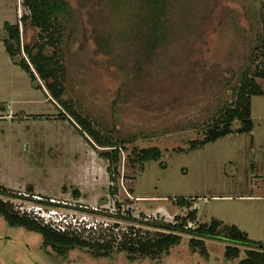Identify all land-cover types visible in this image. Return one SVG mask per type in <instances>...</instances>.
I'll list each match as a JSON object with an SVG mask.
<instances>
[{
  "label": "rangeland",
  "instance_id": "rangeland-1",
  "mask_svg": "<svg viewBox=\"0 0 264 264\" xmlns=\"http://www.w3.org/2000/svg\"><path fill=\"white\" fill-rule=\"evenodd\" d=\"M66 1L65 100L124 150L116 180L99 155L110 148L84 137L70 117L63 119L44 83L38 78L37 88L5 51V23L19 24L23 46H33L40 31L20 22L28 13L22 0H0V188L26 196L0 199L30 211L42 206L68 223L108 228L105 239L117 243L104 257L76 248L63 259L42 250L39 234L0 218V264H240L244 253L226 258L227 247L235 245L204 240L203 253L190 247L187 234L155 259L132 258L120 250L119 235L134 228L154 237L163 230L153 224H173L188 214L175 202L186 198L198 212L193 227L219 220L264 243V95L252 98L251 133L189 149L234 100L242 77L259 65L260 52H254L264 0H166L168 40L141 74L128 64L139 54L136 33L146 0ZM149 148H159L161 158L143 167L129 163L134 150Z\"/></svg>",
  "mask_w": 264,
  "mask_h": 264
},
{
  "label": "trees",
  "instance_id": "trees-1",
  "mask_svg": "<svg viewBox=\"0 0 264 264\" xmlns=\"http://www.w3.org/2000/svg\"><path fill=\"white\" fill-rule=\"evenodd\" d=\"M165 1H144L142 28L136 33V49L139 54L133 62L128 64L131 70L138 69L139 74L159 57L168 40V28L164 19ZM22 5L28 13L22 16L20 22L23 25L30 22L33 28L39 30L38 40L33 46H23L19 24L13 25L7 22L3 30L5 51L12 61L30 76L37 88H42L38 78L44 83L48 97H51L52 101L61 108L63 119L69 120L70 117L78 125L79 132L84 137L90 138L99 147L110 148V150L101 151L99 155L109 162L108 173L111 181L114 182L124 150L114 146L113 142L104 137L87 117L80 114L65 100L66 67L62 47L66 35V21L71 16L69 4L66 0H22ZM261 19L263 32L259 46L254 52L255 54L260 52V55L256 56L259 59V65L255 66L252 74L246 73L242 77L240 84L235 88L234 100L223 110L221 117L206 132L202 141L191 142L190 150L214 143L234 133L248 134L253 131L252 98L264 95V88L260 84V81H264V6ZM50 50H53V53ZM237 125L239 127L235 129ZM161 156L162 152L159 148L134 150V158H130L129 163H138L143 167L145 163L157 161ZM0 195L16 197L14 191L7 188H0ZM175 202L178 207L189 211L185 217L176 218V224H153V227L163 230V232H157L154 237H141L134 228L129 229V232H123L119 235L120 250L128 252L132 258L141 256L155 259L178 246L183 240L181 235L187 234L193 237L189 245L195 251L200 250L205 253L204 240L226 242L229 245H235L227 247V260H237L244 253L245 258L240 264H264V243L252 241L236 226H225L219 220L188 228L189 223L197 225L198 212L196 208L192 210L194 200L179 198ZM0 218L11 227L23 228L41 235L45 246L58 248L61 253L78 247L87 248L92 250L95 256L104 257L114 250L117 243L115 237L105 239L109 229H103V227H99L96 231L84 227L81 233L53 232L50 227H43L41 222L31 216L18 213L13 204L3 199H0ZM90 234L94 236L90 237ZM85 235L89 236L84 238ZM240 247L247 250L242 252Z\"/></svg>",
  "mask_w": 264,
  "mask_h": 264
},
{
  "label": "built area",
  "instance_id": "built-area-1",
  "mask_svg": "<svg viewBox=\"0 0 264 264\" xmlns=\"http://www.w3.org/2000/svg\"><path fill=\"white\" fill-rule=\"evenodd\" d=\"M19 195V196H17ZM15 196L17 197H12L14 198V200H23L22 195L25 196L24 194H17ZM26 197V196H25ZM10 198V199H12ZM28 198V196H27ZM9 199V200H10ZM8 201V200H7ZM5 201V202H7ZM11 204H13V206L15 207V209L19 212H21V214H27L29 216H31L32 218H34L36 221H39L41 223H43L44 225L58 231L61 233H67V232H76V233H81L83 228H87L88 230H98L99 226L90 223H77V222H70L68 223L66 220L61 219L60 217L57 216V213L53 210H50L48 212H46L44 210V207L42 206H38V210L33 211V210H28V208L22 206V205H18V204H14L13 202H10ZM51 203H56L54 200H51ZM51 206V205H50ZM173 224H176V221L173 222ZM188 228H193L192 223H189ZM186 227V228H187Z\"/></svg>",
  "mask_w": 264,
  "mask_h": 264
},
{
  "label": "flooded vegetation",
  "instance_id": "flooded-vegetation-1",
  "mask_svg": "<svg viewBox=\"0 0 264 264\" xmlns=\"http://www.w3.org/2000/svg\"><path fill=\"white\" fill-rule=\"evenodd\" d=\"M14 209H15V207H14ZM15 211H17V210L15 209ZM17 212L21 214V212H19V211H17ZM41 225H42L43 227L46 226V225H44L43 223H41ZM14 228H15V227H14ZM19 229H23V228H19ZM23 230H25V229H23ZM51 230H52L53 232H56V233H59V234H64V233L58 232V231H56V230H54V229H52V228H51ZM26 231H27V230H26ZM28 232H31V231H28ZM33 233H35V232H33ZM40 236H41V235H40ZM41 237H42V236H41ZM41 248H42V250H43L44 252L49 251V252H51V253H53V254H55V255H57V256L63 258V257H65L68 253H70L71 251L76 250V248H78V247L73 248V249H70V250H68V251L65 252V253H61V252L58 250V248H54V247H52V246H45V245H44V240H43V238H42V246H41ZM52 256H53V255H52ZM63 259H64V258H63Z\"/></svg>",
  "mask_w": 264,
  "mask_h": 264
}]
</instances>
